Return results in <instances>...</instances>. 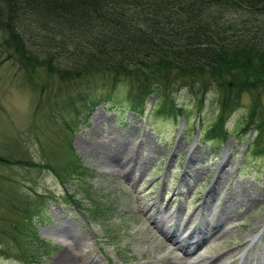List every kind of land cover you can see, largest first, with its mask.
<instances>
[{"label":"rangeland","instance_id":"1","mask_svg":"<svg viewBox=\"0 0 264 264\" xmlns=\"http://www.w3.org/2000/svg\"><path fill=\"white\" fill-rule=\"evenodd\" d=\"M20 75L17 64L0 58V157H16L12 147L20 142L30 159L40 163L0 164V229L12 231L8 207L17 197L34 202L46 197L39 202L40 220L33 222L34 243L46 245L24 256L26 264H202L205 259L206 264H240L243 259L264 264V148L248 146L252 129L241 136L232 131L241 126L235 119L239 112L248 110L247 95L227 120L226 134L206 140L201 132L218 111L213 92L200 108L185 92L177 93L176 104L188 112L185 123L181 115L147 119L153 96L141 112L121 109L122 85L112 98L92 89L77 112L68 108L54 119L36 107V96ZM63 122L72 128L71 150L84 170L60 180L44 165L61 164L59 152L46 155L52 147L61 148L55 140ZM114 138L125 143L121 149L111 146L114 163L133 157L131 180L119 166L106 169L98 159ZM152 202L158 203L161 215L179 224L201 215L205 227H212L209 234L217 229L203 242L199 253L204 259L195 261L198 253L183 259L164 241L150 223L156 209ZM65 226L74 234L67 247L60 232ZM20 247L0 235V264H21L19 252L26 245Z\"/></svg>","mask_w":264,"mask_h":264},{"label":"trees","instance_id":"2","mask_svg":"<svg viewBox=\"0 0 264 264\" xmlns=\"http://www.w3.org/2000/svg\"><path fill=\"white\" fill-rule=\"evenodd\" d=\"M0 55L17 64L36 107L54 119L68 108L77 112L92 89L112 98L122 85L121 109L141 112L153 96L147 119L181 115L185 123L177 93L200 108L213 92L218 111L201 132L213 140L226 134L228 118L247 95L248 110L239 112L241 126L232 131L241 136L252 129L248 146L264 148V0H0ZM71 132L63 122L55 140L61 148L46 155L59 152L60 166H44L60 180L84 170L72 153ZM12 148L16 157H0V164L40 165L20 142ZM38 197H17L8 207L12 231L0 229L19 249L26 245L21 264L46 245L34 243L33 222L46 198Z\"/></svg>","mask_w":264,"mask_h":264},{"label":"bare ground","instance_id":"3","mask_svg":"<svg viewBox=\"0 0 264 264\" xmlns=\"http://www.w3.org/2000/svg\"><path fill=\"white\" fill-rule=\"evenodd\" d=\"M98 119V118H97ZM118 138V137H117ZM118 140V139H117ZM115 138H114V141H112L111 143H108V145H107V147H104V151H103V154L101 155V157H99L98 159L100 160V163H102V164H104V165H106V166H108V168L106 167V169H111V170H116L117 169V166H119V171H124V175H125V177L127 176V178L129 179V180H131L132 178H131V175H132V171L134 170H132V167H133V157L132 156H130L129 157V160H126V163L125 164H122L123 162H121V161H119V162H121V164L120 163H118V164H115L114 162H116V161H114L115 159H117L116 158V155L114 154V153H111V146H113V145H115V147H116V149H121V148H123V144H125L124 142H123V140L122 139H120V140H118L117 141ZM122 144V145H121ZM92 145V144H91ZM91 145H87V146H90L91 147ZM127 145V144H126ZM80 147L81 148H83V146H81L80 145ZM99 148H100V150L102 151V148H101V146H99ZM92 149H94V147H92ZM115 150V149H114ZM119 154H120V152H118ZM96 158V157H95ZM142 166V165H141ZM103 168V167H102ZM104 169V168H103ZM135 176V175H134ZM135 180V179H134ZM133 180V181H134ZM132 182V181H131ZM159 201V200H158ZM155 203L156 202H152L151 204L152 205H155ZM227 203H229V202H227ZM208 211V210H207ZM211 212H212V210H211ZM172 214V213H171ZM211 214V213H210ZM226 214V213H225ZM169 215V214H168ZM203 217V216H202ZM212 217V216H211ZM167 218H168V216H167ZM169 219V218H168ZM191 220V219H190ZM170 221V220H169ZM187 221V220H186ZM212 229V227H210L209 228V231ZM263 231H264V227H263V229H262ZM261 230V231H262ZM61 234H62V236H63V238H65V242H64V246L65 247H67L68 245H70L69 244V242L67 241V239H70V240H74V234L73 233H71V228H70V226H65V227H63L62 229H61ZM212 233V232H211ZM211 233L209 234V235H211ZM261 233V232H260ZM252 240V239H251ZM70 247V246H69ZM259 251V250H258ZM263 251H264V248H263ZM247 253V252H246ZM249 253V252H248ZM260 253H261V251H260ZM262 254V253H261ZM262 256H263V258H264V254H262ZM204 259V258H203ZM258 260V259H257ZM236 261V260H235ZM249 261V262H248ZM248 261H245L244 259L243 260H241L240 261V264H254V263H252L250 260H248ZM232 262H233V260H231L228 264H232ZM97 263V262H96ZM201 263L202 264H206L207 262L205 261V260H203V261H201ZM63 264V263H62ZM85 264H92L91 263V261H85ZM191 264H193V263H191ZM257 264V263H256Z\"/></svg>","mask_w":264,"mask_h":264}]
</instances>
